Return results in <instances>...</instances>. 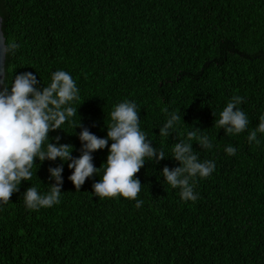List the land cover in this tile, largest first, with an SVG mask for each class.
Instances as JSON below:
<instances>
[{"label": "trees", "instance_id": "16d2710c", "mask_svg": "<svg viewBox=\"0 0 264 264\" xmlns=\"http://www.w3.org/2000/svg\"><path fill=\"white\" fill-rule=\"evenodd\" d=\"M0 14L6 38L19 44L6 61V83L32 72L47 86L56 70L76 81L77 112L64 130L49 132L73 145L74 157L82 128L105 137L112 107L134 100L154 147L171 154L178 138L159 136V126L165 110L175 112L182 136L192 128L209 136L212 149L195 141L193 148L216 164L196 181L198 199L184 202L160 175L179 162H146L135 174L137 208L93 196L95 174L76 191L65 162L60 203L35 211L22 193L31 184L47 192L48 168L61 161L34 165L32 181L0 208V264H264V135L247 141L264 113V0H0ZM236 95L250 123L229 136L215 120ZM107 152L92 153L94 166Z\"/></svg>", "mask_w": 264, "mask_h": 264}, {"label": "clouds", "instance_id": "9594fccd", "mask_svg": "<svg viewBox=\"0 0 264 264\" xmlns=\"http://www.w3.org/2000/svg\"><path fill=\"white\" fill-rule=\"evenodd\" d=\"M18 48L19 44L15 40L9 41L0 30V64L14 56ZM41 83L42 80L32 72L15 75L10 84L0 81V208L19 191L22 181H32L34 165L40 166L45 160L56 161L57 158L61 163L48 168L50 187L47 192L41 193L31 184L22 193L26 209L35 211L60 203L65 162L72 170L67 179L76 191H80L86 179L95 174L99 180L92 184L93 196L100 200L122 197L135 201V206L140 208L143 200L137 196L142 184L135 174L146 162L158 164L168 156L179 162V166L163 167L160 171L163 181L172 189H179L182 201L195 202L198 199L196 181L210 177L216 168L213 160L201 161L198 151L193 148L194 141L201 150L213 148L209 136L199 128H192L182 136L177 132L182 116L165 110L166 119L159 126V136L167 139L175 133L178 138V142L172 144L171 154L166 155L163 148L153 146L155 139L142 130L138 104L134 100H124L112 107L110 123H105V137H97L88 128H82L78 134L81 154L74 157L73 145L60 143V136L50 138L49 132L63 129L62 125L75 115L77 108L71 104L79 99L80 89L65 70L52 72L47 86L43 84L41 87ZM243 102V97L233 96L219 113L215 126L224 129L229 136L245 132L250 121L239 107ZM79 124L80 121L74 128ZM258 134L264 135V113L259 115L257 126L248 132V143L259 144ZM53 139L55 143L50 142ZM106 147V160L99 167L94 166L92 153ZM224 150L229 156H234L237 151L232 145Z\"/></svg>", "mask_w": 264, "mask_h": 264}, {"label": "water", "instance_id": "95a60500", "mask_svg": "<svg viewBox=\"0 0 264 264\" xmlns=\"http://www.w3.org/2000/svg\"><path fill=\"white\" fill-rule=\"evenodd\" d=\"M0 30L3 31V34L5 36L4 29H3V17L1 14H0ZM6 61H4L3 64H0V81L5 80L6 78ZM0 87H2V84H0Z\"/></svg>", "mask_w": 264, "mask_h": 264}]
</instances>
